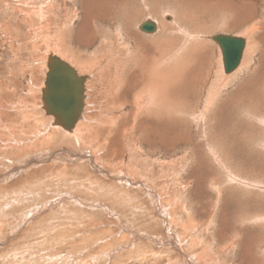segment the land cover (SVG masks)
<instances>
[{"label":"rangeland","instance_id":"rangeland-1","mask_svg":"<svg viewBox=\"0 0 264 264\" xmlns=\"http://www.w3.org/2000/svg\"><path fill=\"white\" fill-rule=\"evenodd\" d=\"M49 54L88 77L81 140L41 108ZM202 263L264 264V0H0V264Z\"/></svg>","mask_w":264,"mask_h":264},{"label":"water","instance_id":"water-1","mask_svg":"<svg viewBox=\"0 0 264 264\" xmlns=\"http://www.w3.org/2000/svg\"><path fill=\"white\" fill-rule=\"evenodd\" d=\"M139 29L152 32L155 25L151 20L142 22ZM221 52L223 71L232 72L240 63L245 40L242 37L218 33L211 37ZM47 67L41 99L46 115L53 123L70 130L83 109V93L86 76H79L67 62L57 56H47Z\"/></svg>","mask_w":264,"mask_h":264},{"label":"bare ground","instance_id":"bare-ground-1","mask_svg":"<svg viewBox=\"0 0 264 264\" xmlns=\"http://www.w3.org/2000/svg\"><path fill=\"white\" fill-rule=\"evenodd\" d=\"M42 14V13H41ZM151 20V19H150ZM145 21V20H144ZM143 21V22H144ZM153 23H154V25H155V30L154 31H152V32H144V33H147L148 35L150 34V35H152V34H155V31L157 32V26H156V23L153 21V20H151ZM140 24L141 23H139V25H138V28H139V26H140ZM92 26V25H91ZM92 30H93V28H92ZM121 32V31H120ZM143 32V31H142ZM249 35V34H248ZM247 35V36H248ZM116 38L118 39V42H117V44L115 45V47L117 46V48L116 49H118V52H119V50H123L122 48H120L121 46H119V38H120V36L117 34L116 35ZM242 38H244V40H245V44H246V39H245V37H242ZM247 39H248V37H247ZM188 40V39H187ZM110 42V41H109ZM112 43V42H111ZM111 43H107V45H106V47L108 46V48H107V50H108V52H109V60L106 62V64L104 65V66H102L101 68L99 67V69H97L98 70V72H96L97 73V76H99L100 77V79L102 78V76L105 74H103V69L105 68V70H107V68H108V66L107 65H109V64H113V62H114V57L113 56H115L114 55V52H113V49H114V46H112V44ZM122 43H120V45H121ZM124 44V43H123ZM122 44V46H124L125 47V45L126 44H124L123 45ZM245 44H244V49H245ZM18 45V44H17ZM103 48H105V47H103ZM102 48V49H103ZM67 49V48H66ZM114 50V51H117V50ZM244 49H243V52H242V57H243V55H244ZM61 50V49H60ZM82 52V51H81ZM52 53V52H51ZM98 53V52H97ZM56 54V53H55ZM75 54V53H74ZM105 54H107V53H105ZM115 54H118V53H115ZM123 54V53H122ZM51 55H53V54H51ZM96 55V54H95ZM56 56V55H55ZM61 56V55H60ZM76 56V55H75ZM58 57V56H57ZM122 57V56H121ZM60 60H63V61H65V62H67L71 67H73V69H75L76 70V73H77V75H79V72H81V70H82V68H81V64L80 63H76V62H74V60L72 61V60H64V59H61L60 57H58ZM78 58V57H77ZM181 58V57H180ZM97 59V58H96ZM120 59V58H119ZM241 60H242V58H241ZM93 61V60H92ZM97 61V60H96ZM120 61V60H119ZM122 61V60H121ZM165 61V60H164ZM151 62L152 61H149V60H147L146 59V61L145 62H143V67H145L146 68V75H147V73H148V71L150 70L151 71V68H152V66L151 65H153V64H151ZM120 63V62H119ZM240 63H241V61H240ZM240 63H239V65H240ZM162 64V63H161ZM221 64H222V61H221ZM98 65V64H97ZM119 65V64H118ZM117 64H114V70H113V72L108 76V77H104V78H106V79H108L107 81L108 82H111V84H110V87L112 88V83L113 82H116L117 80H118V74H119V71L118 70H120V69H118V66ZM163 65V64H162ZM239 65L235 68V69H237L238 67H239ZM223 67V66H222ZM141 68H142V66H141ZM46 72L48 71V67H47V61H46ZM145 70V69H144ZM159 70V69H158ZM223 70V69H222ZM95 71V70H94ZM169 71V70H168ZM234 71V70H233ZM153 77L151 76V74L149 75V79H147V83L145 82V87H147V88H145V90H144V92H145V94L142 96V98H140L141 99V102L139 103V101L140 100H138L137 101V98H139L140 96H137V98H135L136 100L135 101H137L138 103H139V108L140 107H148V106H151V104H153L154 102H153V97H154V95H153V93H152V88H153V86H156L157 85V83H158V81L160 80V74H159V72L158 71H156V70H154L153 71ZM45 76H46V73H45ZM79 76H86V79H85V82H84V84H83V87H84V93H83V96H84V99H83V109H82V111H81V113H80V116H79V118L76 120V122L74 123V125H73V127L70 129V130H65L64 129V131H66V132H71L72 133V131H75V132H73L72 133V135L75 137V138H77L78 140H81L82 139V137L84 136V135H86V131L87 132H89V128L88 129H86L87 127H89L88 126V120H91V119H87L88 117H85V113H84V111H85V109H86V104H87V102H86V96H85V91H86V85H87V81H88V77H87V75L86 74H80ZM169 78V74H165L164 75V79H167V78ZM170 79V78H169ZM184 80V79H183ZM6 81V80H5ZM44 81H45V79H44ZM44 81H43V88H44ZM163 81V80H162ZM161 81V82H162ZM167 81H168V79H167ZM166 81V82H167ZM170 81V80H169ZM166 82H164V86H165V83ZM182 82V81H181ZM170 82H168V84H169ZM116 84V83H115ZM190 85V84H189ZM170 86V85H169ZM168 86V87H169ZM171 86H172V83H171ZM170 86V87H171ZM152 87V88H151ZM169 87V88H170ZM42 88V89H43ZM42 89H41V92H42ZM108 90V89H107ZM172 90V89H171ZM164 91V90H163ZM168 91V90H167ZM186 92V91H185ZM140 93H143V92H140ZM159 93H162V92H160L159 91ZM155 94V93H154ZM157 94V93H156ZM140 95V94H139ZM136 97V96H135ZM210 97V96H209ZM158 99V98H157ZM160 99V98H159ZM164 100V99H163ZM41 101H42V99H41ZM155 101V100H154ZM163 102H165V101H163ZM136 105H138V104H136ZM174 106H175V104H174ZM41 108L43 109V111H44V105H43V103H42V106H41ZM118 109V108H117ZM164 109V108H163ZM140 110V109H139ZM41 113V112H40ZM150 114V113H149ZM162 114V113H161ZM113 115V114H112ZM50 118H53L52 116H50V115H48ZM88 116V115H87ZM159 116V115H158ZM85 119H87V120H85ZM82 120V121H81ZM85 120V121H84ZM84 121V122H83ZM36 124V123H35ZM52 125H55V127H57V126H59V125H56L55 123H53V121H52ZM51 128L50 129H53V130H51V132L50 133H47V138L48 137H50V136H52V132L54 131V130H56L55 128H52V126H50ZM61 127V126H60ZM62 128V127H61ZM63 129V128H62ZM57 131V130H56ZM62 131V130H61ZM122 131V130H121ZM57 133V132H56ZM64 133V132H63ZM260 133V132H259ZM65 134V133H64ZM9 139V138H8ZM46 141V140H45ZM48 141V140H47ZM133 154V153H132ZM148 162V161H147ZM241 167V166H240ZM258 233V232H257ZM203 264V263H202ZM206 264V263H205Z\"/></svg>","mask_w":264,"mask_h":264},{"label":"crops","instance_id":"crops-1","mask_svg":"<svg viewBox=\"0 0 264 264\" xmlns=\"http://www.w3.org/2000/svg\"><path fill=\"white\" fill-rule=\"evenodd\" d=\"M147 20H150V19H147ZM146 21V20H145ZM157 26V25H156ZM156 32V31H155ZM223 68V67H222ZM235 70V69H234Z\"/></svg>","mask_w":264,"mask_h":264}]
</instances>
